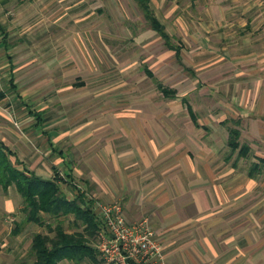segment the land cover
<instances>
[{"label":"rangeland","instance_id":"374dc122","mask_svg":"<svg viewBox=\"0 0 264 264\" xmlns=\"http://www.w3.org/2000/svg\"><path fill=\"white\" fill-rule=\"evenodd\" d=\"M152 2L177 52L135 0H0V141L17 167L20 162L28 172L56 179L68 199L83 193L94 209L120 202L95 195V187L110 181L93 172L97 181L91 183L88 169L90 163L112 164L109 151L121 144L122 132L186 134L195 154L204 149L212 182L230 197L227 206L241 197L229 209L241 212L242 264H264V173L248 175L264 159V0ZM159 84L174 95L164 96ZM29 108L41 112L43 124H35ZM229 129L249 147L247 157L229 146ZM59 149L70 174L59 166ZM13 186H0V221L7 225L0 264H35L33 236L54 237L57 226L82 233L105 264L99 228L88 233L73 213H42L41 225L26 221L23 197ZM10 201L20 208L6 210ZM56 264L96 263L86 256Z\"/></svg>","mask_w":264,"mask_h":264},{"label":"crops","instance_id":"0c3cea01","mask_svg":"<svg viewBox=\"0 0 264 264\" xmlns=\"http://www.w3.org/2000/svg\"><path fill=\"white\" fill-rule=\"evenodd\" d=\"M187 109L192 122L198 125L197 118L191 116L190 104ZM30 117L35 124L46 120L42 115L40 120L31 114ZM120 136L121 144H117V148L111 151V144L107 147L113 155L112 164L90 163L91 183L96 180L93 172L104 173L110 181V185L107 181L104 186L95 187V195L107 200L117 198L129 221L146 218L162 245L164 264H242L241 212L229 209L235 202L240 203L241 197L233 198L232 204L227 206L230 197L220 195L212 182L215 174L204 158V149H198L200 153L195 154L193 138H189V142L186 134L160 133L157 137L152 132V137L125 131ZM58 153L62 156L59 166L70 174L72 168L64 161L65 154L61 149ZM74 171L78 172L77 167L73 174ZM14 189L18 193L16 187ZM6 207V210L20 208L19 204L13 206L12 201ZM6 230L7 225L0 221V236ZM25 232H19L16 242L22 243ZM231 240H234L232 253L226 251ZM15 250L19 254L18 246Z\"/></svg>","mask_w":264,"mask_h":264},{"label":"trees","instance_id":"16d2710c","mask_svg":"<svg viewBox=\"0 0 264 264\" xmlns=\"http://www.w3.org/2000/svg\"><path fill=\"white\" fill-rule=\"evenodd\" d=\"M135 1L151 28L165 39L168 48L175 49L177 52L178 49L170 43L169 34L151 9L150 0ZM159 88L166 97L174 95L173 90L164 87L162 84H159ZM29 113L38 119L41 116V112L32 109H29ZM191 116L195 117L192 111ZM230 138L229 146L232 150H238L239 157H247L249 147L239 144L237 130L230 129ZM12 155H14L13 151L0 141V186L4 190H7L11 185L16 187L21 197H23L26 221L41 225L43 224L42 213L56 217L73 213L75 219L80 220L82 224H86L85 230L88 233H93L100 228L95 212L88 204L83 193L73 199H68L61 191L56 179H43L24 168L17 167L10 158ZM16 162H18L17 159ZM261 172L264 173L263 158H259L257 162L253 163L250 174L255 176ZM84 203L86 205L82 206ZM14 233H17V231ZM31 249L35 255V264H56L59 260L65 258L79 262L86 256L94 260L96 264H103L102 261L100 262L97 259L93 250L84 243L82 233L68 234L60 226L55 228L54 237L39 232L36 233L32 239Z\"/></svg>","mask_w":264,"mask_h":264},{"label":"built area","instance_id":"2783aa9c","mask_svg":"<svg viewBox=\"0 0 264 264\" xmlns=\"http://www.w3.org/2000/svg\"><path fill=\"white\" fill-rule=\"evenodd\" d=\"M93 208L100 224L97 248L105 264H163L162 245L146 218L129 221L118 201Z\"/></svg>","mask_w":264,"mask_h":264}]
</instances>
